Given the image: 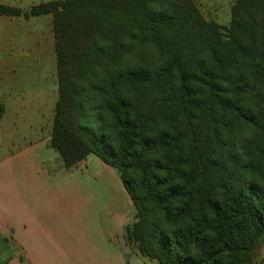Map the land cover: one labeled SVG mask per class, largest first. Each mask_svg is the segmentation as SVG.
Wrapping results in <instances>:
<instances>
[{
	"label": "trees",
	"instance_id": "trees-1",
	"mask_svg": "<svg viewBox=\"0 0 264 264\" xmlns=\"http://www.w3.org/2000/svg\"><path fill=\"white\" fill-rule=\"evenodd\" d=\"M45 13L49 146L63 167L94 154L117 173L133 208L125 238L143 257L252 264L264 238V0H235L227 26L193 0L0 5Z\"/></svg>",
	"mask_w": 264,
	"mask_h": 264
},
{
	"label": "rangeland",
	"instance_id": "rangeland-1",
	"mask_svg": "<svg viewBox=\"0 0 264 264\" xmlns=\"http://www.w3.org/2000/svg\"><path fill=\"white\" fill-rule=\"evenodd\" d=\"M49 1L0 0V5L28 9ZM234 1L199 0L198 3L207 19L227 26L231 21ZM37 36L35 45L27 46L19 42V34V38L14 37L18 39L17 43L11 39L10 43L6 41L5 46L0 48V104L5 110L4 114H0V159L34 141L33 152L43 156L57 154L63 169L53 179L57 194H53V208L42 209L44 218L51 216L59 220L54 263L105 264L108 259L99 247L96 235L112 239L119 237L122 231L125 235V224L129 226L134 220L133 208L129 205V196L119 176L99 157L89 154L75 167L65 169L58 153L49 146L46 135L52 127L58 98L54 37L46 27ZM4 97L16 104L5 107ZM73 216L90 220L85 226L90 240L84 241L66 226ZM68 233L73 235L70 237ZM84 237L87 238L86 235ZM132 250L138 252L133 247ZM139 256L145 264H157L155 260ZM263 259L264 238L254 252L252 264H259Z\"/></svg>",
	"mask_w": 264,
	"mask_h": 264
},
{
	"label": "crops",
	"instance_id": "crops-1",
	"mask_svg": "<svg viewBox=\"0 0 264 264\" xmlns=\"http://www.w3.org/2000/svg\"><path fill=\"white\" fill-rule=\"evenodd\" d=\"M193 1L202 13L199 0ZM45 27L53 33L50 13L33 16L2 14L0 48L5 46L6 41L10 43L11 39L17 43L19 34V42L27 46L35 45V38ZM3 100L7 108L16 104L15 101L11 103L7 97ZM4 112L2 106V113ZM50 132L51 130L46 139L50 138ZM35 145L36 141L31 142L23 149L10 152L0 159V263L55 264L53 255L58 248L59 220L51 216L44 218L42 209L53 208V194H57L53 179L63 169L57 154L43 156L35 153L32 151ZM129 205H132L130 198ZM89 223L90 220L85 217L73 216L66 226L86 241L90 240V233H85V226ZM68 234L70 237L73 235ZM96 237L108 259L105 264H145L140 254L132 250L123 231L114 239L105 235Z\"/></svg>",
	"mask_w": 264,
	"mask_h": 264
}]
</instances>
